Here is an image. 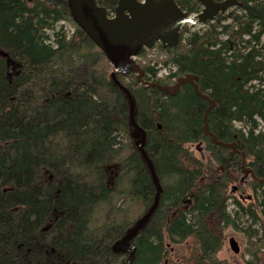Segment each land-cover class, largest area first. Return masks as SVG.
<instances>
[{
	"label": "trees",
	"instance_id": "16d2710c",
	"mask_svg": "<svg viewBox=\"0 0 264 264\" xmlns=\"http://www.w3.org/2000/svg\"><path fill=\"white\" fill-rule=\"evenodd\" d=\"M96 1L108 14L117 3ZM175 1L188 15L201 10L196 0ZM191 25L174 46L151 48L172 71L160 77L158 67L139 61L142 79L169 85L196 75L214 101L210 131L235 141L264 176V0H240L202 28ZM112 70L66 0H0V264L126 263L127 253L111 244L147 211L155 186ZM116 79L131 96L161 186L155 210L131 239L130 264H264V182L232 191L241 155L203 135L207 100L190 83L170 95L133 72ZM227 226L247 236L240 262L217 256Z\"/></svg>",
	"mask_w": 264,
	"mask_h": 264
},
{
	"label": "water",
	"instance_id": "95a60500",
	"mask_svg": "<svg viewBox=\"0 0 264 264\" xmlns=\"http://www.w3.org/2000/svg\"><path fill=\"white\" fill-rule=\"evenodd\" d=\"M196 1L201 5L200 12L188 15L175 0H117L111 14H108L106 8L98 4L96 0H66L71 19L104 53L113 68L111 72L112 79L129 99L130 122L134 129L139 132L135 144L146 162L155 186L154 199L147 211L136 221L132 228L111 244L112 252L127 253L125 264H130L134 258L135 246L131 243V239L155 210L161 186L153 164L143 148L145 132L134 121L131 96L116 79L117 74L126 76L133 72L136 79L146 86H157L159 90L170 95H174L181 85L190 83L195 93L208 102L203 113V135L209 136L211 142L216 145L223 148H232L231 154L234 152L240 153L242 173L240 181H247L245 178L248 177L247 179L250 181L264 182V176L258 177L255 171L247 165L245 153L237 148L235 142L219 140L210 131L207 115L214 106V101L199 90L196 75L190 73L180 75L174 83L169 85L145 81L142 79L143 68L134 58L142 48H151L156 44H159L162 48L174 46L180 39L183 25L206 24L214 20L217 14L223 13L228 8L238 4V0ZM1 55L7 57L6 52L2 51ZM7 61L10 64L14 63L9 57H7ZM200 144L201 142L197 143V145ZM228 244L234 253L239 252L240 248L234 237L228 238Z\"/></svg>",
	"mask_w": 264,
	"mask_h": 264
},
{
	"label": "rangeland",
	"instance_id": "374dc122",
	"mask_svg": "<svg viewBox=\"0 0 264 264\" xmlns=\"http://www.w3.org/2000/svg\"><path fill=\"white\" fill-rule=\"evenodd\" d=\"M231 10V9H229ZM196 14V13H194ZM193 15V14H192ZM190 25V24H189ZM203 24H195V25H191V29H199L202 28ZM64 28L67 29V31H71L70 27H68L67 25L64 24ZM262 43H264V38L262 39ZM139 61H141L142 63H149V65H154V67H158L159 69L157 70V74H160L159 76H163L165 74L168 73L169 70L172 71V66L170 64H166V66H162L161 64H163V60H165L166 56L163 53H159L158 50L155 48L153 50L151 49H146V52L143 53L142 55L138 56ZM150 61V62H148ZM162 66V67H160ZM174 79V78H173ZM259 127L263 128L262 125H260ZM192 149L195 152H198V150L202 149V145H193ZM245 162H247V160L245 159ZM239 177L241 176V166H240V172H239ZM248 178V177H247ZM245 178V180L247 179ZM248 180V179H247ZM245 184L246 181L241 182L240 178L237 180H232L230 182V186H235V184ZM227 210L232 212L233 210V206L232 204L229 202L227 205ZM249 219L246 216L240 215L239 218L237 219V223L240 227H246L249 224ZM253 227L255 229H257L259 226L257 224L253 225ZM224 243L222 248L217 252V256L218 258L222 259V260H226L229 263H234V262H240L241 261V256L243 255L244 257H246V242H247V236L244 232L239 231V230H235L230 226H227L224 230ZM234 237L235 240L237 241L238 245H239V252L238 253H234L228 244V238L229 237ZM252 241H255V238L252 239Z\"/></svg>",
	"mask_w": 264,
	"mask_h": 264
},
{
	"label": "flooded vegetation",
	"instance_id": "af4514ba",
	"mask_svg": "<svg viewBox=\"0 0 264 264\" xmlns=\"http://www.w3.org/2000/svg\"><path fill=\"white\" fill-rule=\"evenodd\" d=\"M240 4V0H238V4L237 5H239ZM237 5H235V6H237ZM235 6H232V7H230V8H228L225 12H223V13H220V14H225V13H227L228 11H230L229 9H231V8H233V7H235ZM217 15H219V14H217ZM216 15V16H217ZM193 25V24H192ZM155 46V45H154ZM146 49V48H145ZM160 75V74H159ZM173 80H176L175 78L173 79ZM174 83V82H173ZM241 166V165H240ZM241 176H242V174H241ZM240 176V177H241ZM240 177H238V179L240 178ZM232 181V180H231ZM242 182V181H241ZM238 186H239V183H237V184H235V186H232V191L233 192H237V189H238Z\"/></svg>",
	"mask_w": 264,
	"mask_h": 264
},
{
	"label": "bare ground",
	"instance_id": "6f19581e",
	"mask_svg": "<svg viewBox=\"0 0 264 264\" xmlns=\"http://www.w3.org/2000/svg\"><path fill=\"white\" fill-rule=\"evenodd\" d=\"M231 142H235V141H231ZM235 143H236V142H235ZM236 145H237V144H236ZM229 149H231V151H232V148H229ZM234 153H235V152H234ZM246 180H247V179H246ZM248 181H250V180H247L246 183H247ZM246 183H245V184H246Z\"/></svg>",
	"mask_w": 264,
	"mask_h": 264
}]
</instances>
